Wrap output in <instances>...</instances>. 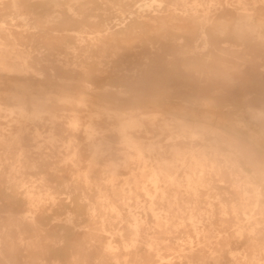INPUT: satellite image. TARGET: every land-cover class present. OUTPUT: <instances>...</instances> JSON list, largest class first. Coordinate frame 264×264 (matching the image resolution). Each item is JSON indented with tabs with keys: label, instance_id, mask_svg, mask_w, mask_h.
I'll return each mask as SVG.
<instances>
[{
	"label": "bare ground",
	"instance_id": "6f19581e",
	"mask_svg": "<svg viewBox=\"0 0 264 264\" xmlns=\"http://www.w3.org/2000/svg\"><path fill=\"white\" fill-rule=\"evenodd\" d=\"M138 2L0 0V264H264V152L195 113L142 107L232 93L264 131V0ZM64 111L68 139L44 146L39 124ZM113 116L121 164L103 162ZM146 120L166 145L142 136Z\"/></svg>",
	"mask_w": 264,
	"mask_h": 264
},
{
	"label": "rangeland",
	"instance_id": "374dc122",
	"mask_svg": "<svg viewBox=\"0 0 264 264\" xmlns=\"http://www.w3.org/2000/svg\"><path fill=\"white\" fill-rule=\"evenodd\" d=\"M141 2H143V0H139L138 3H141ZM154 6H157V4H155ZM6 16H3L2 18H4L3 20L8 26H12L13 27V25L16 24V25H19V27H20L19 29L26 28V27H23V25L26 22L23 21L19 16L15 15V14H12L11 12L8 15H6ZM16 20H17L18 23L16 22ZM23 22H25V23H23ZM29 24L32 25V22L29 21ZM30 29L31 30H29V31H34L32 28H30ZM250 34H248L249 37H250ZM171 87L172 88L175 87L173 90H176L177 84L175 83L174 86L171 85ZM171 87H170V89H172ZM64 92H69V90L65 89ZM207 94H210V93H204V96L202 94H198L199 95L198 96L196 93H193V94L190 93L191 96L189 95V96H187L185 98H180V99H161L162 101L161 100L157 101V100H154L152 98H146V99H152V100L151 101L146 100L143 103L144 105L142 107H143V110H146V111L157 109V110H162V111H165V112L166 111L180 110V111H183V112L195 113L201 118L210 119L215 124L231 127L236 133L241 134L242 136L246 137L247 139L253 140L260 147L261 151L264 152V131L262 130L261 125L257 121H255L254 119L251 118L247 108H245L244 106H242L240 108H237V109L229 107L228 104H230V103L228 101H224V99H225V97H229V96L232 97V95H233L232 93H230V95L228 93L227 94L223 93L224 94V95L222 94L223 96L220 94V99L221 100H216V99L214 100V99L211 98L213 95H207ZM98 103L100 105L101 104L102 105H111V107H114L112 109L125 108V105L129 104V103H126V102L114 103V102H111V101H105L103 99L99 100ZM131 104H134V103L131 102ZM66 113H67V115H66ZM69 113H70L69 111H66V112L64 111V114L62 115L64 117L61 116V118H60V121L63 122V125L60 126V127L59 126L56 127L57 129L54 128V130H50L51 129V123H50L49 120L48 121L46 120V121L42 122L44 124H39V130L42 133V136H40V138H41L42 143L44 144V146H48L49 145L45 141L47 140L48 135L50 134L51 131L56 133V135L58 137H64L65 140L68 139V136L70 135L69 134V132H70V125H69L70 114ZM6 119L7 118H5V117H2V119L0 118V120L5 125L7 124V120ZM238 119L241 120V124H238L236 122ZM117 122L118 121H117L115 116H113L111 118L103 117V124H106V126L104 125L105 126V130H106V134H107V136H109V138L111 139V141L113 143L112 144L113 147L111 149V152H109L108 154L105 155V159H104L103 162H107L109 160V161H114V162H117V163L121 164V162H123L124 159H125V152L127 151V148H126L125 145H123L120 142L121 141L120 135L114 128L116 126ZM155 122H156L155 124H157V125L160 124L162 122V116H159L156 119ZM146 123L149 125L148 126L149 132L148 133L147 132H145V133L143 132L142 136H146L147 138H151V139H157L158 138L157 140H159L162 144L166 145L168 143L167 134L166 133L165 134H161L157 128L151 127V124L149 123V120H146ZM34 128L35 127H33L32 130H34ZM136 134H138V132H136ZM118 138H119V140H118ZM59 143H61V141ZM49 146H51V145H49ZM63 155H64V152H61L55 158L57 160H60L63 157ZM88 155H90V151H86L85 152L86 158L89 157ZM124 168H123V166L120 167L121 172H123L122 173L123 176L129 174L128 169L126 170V168L125 169ZM242 248H243V245H241L239 250H241Z\"/></svg>",
	"mask_w": 264,
	"mask_h": 264
}]
</instances>
